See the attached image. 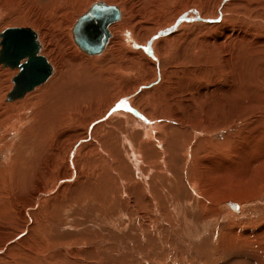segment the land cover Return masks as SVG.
<instances>
[{"label": "bare ground", "instance_id": "bare-ground-1", "mask_svg": "<svg viewBox=\"0 0 264 264\" xmlns=\"http://www.w3.org/2000/svg\"><path fill=\"white\" fill-rule=\"evenodd\" d=\"M33 2L46 8L33 9L38 20L57 14L51 5L56 3L63 16L54 20L61 26L79 4ZM11 5L12 0H0L3 14ZM141 5L147 8L138 11L122 1L124 13L113 5L119 18L109 24L106 51L98 54L75 41L73 52L61 57L46 46L44 34L40 51L52 68L44 84L6 98L0 79V264H123L122 257L133 255L144 262L149 257L135 245L136 227L145 236L154 234L149 240L157 253L145 263L188 264L192 235L201 231L217 239L216 253L242 250L262 262L264 217L251 218L239 206L264 193V0H142ZM196 71L204 82L187 78ZM139 111L149 116L146 121ZM161 118L165 122L139 127ZM67 126L64 142L56 136ZM223 132L228 133L217 141ZM48 140L52 149L43 161L41 148ZM67 189L78 205H92V219L87 215L86 228L77 224L76 237L58 234L59 240L46 229L53 225V202L67 201ZM193 204L202 220L197 234L189 231L197 223L187 215ZM130 220L136 226L129 240L109 236L104 228L91 230L113 223L125 229ZM222 221L228 222L225 230ZM163 227L174 233L171 244L157 232ZM113 236L118 241L114 237L110 248ZM173 244L186 248L179 259Z\"/></svg>", "mask_w": 264, "mask_h": 264}, {"label": "rangeland", "instance_id": "rangeland-1", "mask_svg": "<svg viewBox=\"0 0 264 264\" xmlns=\"http://www.w3.org/2000/svg\"><path fill=\"white\" fill-rule=\"evenodd\" d=\"M103 2H106V3H108L109 5H118L119 7H120V9H121V11L123 12L124 11V9L122 8V1H128V2H132V3H134L135 5H136V7L138 8L137 10L139 11V10H142V11H144V7L145 8H147L146 6H144V5H141V1L142 0H102ZM44 2L45 3H47V0H44ZM97 2H101V0H83L82 2L81 1H76V0H72V3H79V4H76L74 7H71L70 9L74 12V13H72L71 14V20H66V22H64V25L63 26H61L57 21H55L54 19H57L58 17H61V16H63L62 15V13L59 11V6L56 4V3H51V5H55L56 6V8L54 9V8H52L53 10H55L56 12H57V14H55V15H50V14H46V15H48V16H46V18H43L42 20H38V19H36L35 18V14H34V12H33V9L34 8H36V9H38V10H40V11H45L46 10V8H44V7H37L35 4H34V2H33V0H12V5H11V7H9V6H6L8 9H11V11L10 10H7L6 11V13L5 14H3L2 13V10L0 9V11H1V16H0V33L4 30V29H6V28H13V27H30V28H32L34 31H36V33H37V38H38V41H39V43H40V45H41V43L43 42V43H45L44 42V38H45V36H44V34H46V46H48V47H50L51 49H52V51L54 52V53H57L58 55H60L61 57H65V56H68V55H70L72 52H73V48L75 47V46H78L77 45V43L75 42V40H74V35H73V27H74V25H75V23H76V21L78 20V18L82 15V14H84L86 11H88V9L94 4V3H97ZM152 2H150L149 3V5L151 4ZM155 6V5H154ZM1 7H5V6H1ZM5 7V8H6ZM18 7H22L24 10L22 11V12H20V11H16L15 9L16 8H18ZM121 12V13H122ZM124 13V12H123ZM50 16V17H49ZM121 20V19H120ZM116 23V22H115ZM114 23V24H115ZM114 24H112V25H114ZM39 25V26H38ZM42 30H44L43 31V33L41 32L40 33V31H42ZM0 41H1V37H0ZM41 48H42V45H41ZM40 48V49H41ZM0 49H1V44H0ZM43 49V48H42ZM104 51H106V48L104 49ZM104 51L102 52V54H104ZM40 53H41V55H43V56H45L47 53H43V51H40ZM101 54V55H102ZM100 55V56H101ZM47 56V55H46ZM45 56V57H46ZM46 58H48V57H46ZM25 61V60H24ZM189 65V64H188ZM4 67V68H3ZM7 67V68H6ZM0 68H2L3 70H7L5 73H3V71H1V69H0V76L1 75H3V78L2 77H0V79H1V81H3V87H4V89H7V90H5V91H7L8 93H7V96H6V98H8V94L12 91V89H13V87H14V81H13V78H14V76L15 75H17L18 73H19V68H11L10 66H4L3 64H0ZM197 68V69H196ZM195 69L198 71L199 70V67H195ZM192 72V74H190V75H188L187 76V78H194V76L197 78V79H199L200 81H198V80H196V78H194L196 81V83H200V82H204L205 81V76H202V74H201V72L200 73H198V72ZM198 75V76H196V75ZM201 75V76H200ZM51 77V76H50ZM49 77V78H50ZM201 78V79H200ZM204 78V79H203ZM45 83V82H44ZM43 83V84H44ZM42 85V84H41ZM40 86V85H39ZM7 87H10L9 88V90H8V88ZM33 91V90H32ZM31 92V91H30ZM180 92L181 93H183L184 92V89H181L180 90ZM139 93V92H138ZM138 93H135L136 95L138 94ZM22 97H24V96H22ZM8 100H10V99H8ZM15 100V99H14ZM90 108H88V110H87V112H89V110H90V113L94 110V108L93 107H91V106H89ZM87 112H86V114H82V115H87ZM140 112V111H139ZM90 113H88V114H90ZM108 113V112H107ZM152 114H154V113H152ZM152 114H150V116L152 115ZM147 114L145 113V112H140V119L141 120H145L146 119V117L148 118L149 116H146ZM156 115H158V116H161V117H166V112H164V114H162V112H160V111H157V114ZM146 116V117H145ZM109 116H108V114H106L103 118L105 119H107ZM145 118V119H144ZM146 121V120H145ZM162 122H165V119H159V120H157V121H152V122H150V123H147V125L146 124H141V125H139V127L141 128V129H146L147 127H149V126H151V125H153L154 123H162ZM145 125V126H144ZM68 130H70V128L67 126V127H65V129H64V131H62V132H60V133H58L57 134V136L56 137H59V136H62V141H68V136L69 135H67L66 133L68 132ZM66 131V132H65ZM228 132H223V133H220V134H217V141L218 140H223L224 139V136L227 134ZM65 135V136H64ZM64 136V137H63ZM49 141V140H48ZM47 141V142H48ZM57 141V140H56ZM47 142H45V144H43L44 146L41 148V152L42 153H40V154H43V155H41V159L43 160V161H45L44 159H48V155L50 154L49 152L51 151V149H52V147H51V140L49 141V143L50 144H47ZM64 142H61V143H63L64 144ZM30 143V142H29ZM47 144V145H46ZM50 145V146H49ZM45 148H46V150H45ZM50 149V151L49 152H47V150H49ZM43 150H44V152H43ZM1 155H0V161H1V163H0V165L2 166L3 164H2V162H4V154L3 153H0ZM43 157V158H42ZM44 163V162H43ZM41 169V166L40 167H37V170H40ZM44 170H47V169H44ZM47 171H51L52 172V169L50 170H47ZM37 173H40V171L39 172H37ZM37 173L36 174H34V176L35 175H37ZM35 179H36V181L39 179L38 178V175L37 176H35ZM34 179V180H35ZM32 191H30V188L29 189H27L26 190V195L27 194H29V193H31ZM70 192H72V189H67L66 190V192L63 194V196L64 195H66L65 196V198H67V201H61L60 203H57V204H60V205H55L56 204V202H53V206H52V208H51V213L50 214H52L51 216H53V217H51V220L52 219H54V220H50L49 222L51 223V224H53V225H50L49 223H48V227H50V229L48 230V229H46L47 231H51L50 233L52 234H49V235H51L53 238H57V239H59L60 240V238L58 237V234H59V236H60V234L62 235V236H64L66 239H68L70 236V238L69 239H71L72 238V236L73 237H76L77 235H79V233L78 232H80L77 228L75 229V227L77 226V224L80 222V224L79 225H82V227L83 228H86L85 226L86 225H89L87 222H85V221H87L88 220V222H90L89 221V219H87V218H89V216H90V219H92V215L89 213L90 212V210L92 209V205H90V204H88L87 203V205L85 204H83L82 206L81 205H78L75 201V199L74 198H72V195H70ZM20 194H21V192H19ZM19 193H18V195H19ZM183 194H181L182 195V197H184V198H182V197H179L180 198V200L181 201H185V199H186V195L185 196H183L184 195V193L185 192H182ZM68 194V195H67ZM21 195H23V194H21ZM20 195V196H21ZM24 196V197H27V196ZM180 195V196H181ZM71 196V197H70ZM23 197V196H22ZM70 197V198H69ZM28 198V197H27ZM255 198L256 199H251L250 200V202L249 203H242L239 207H240V209H239V211L241 212V210L243 209V211H244V214H246V215H251V218H258V219H260V218H262V217H264V193H259L258 195H256L255 196ZM69 199V200H68ZM73 200V201H72ZM188 200V199H187ZM236 202H242L244 199H234ZM71 203V204H69V202ZM62 203V204H61ZM202 203H203V201H202ZM66 204V205H65ZM73 204V205H72ZM62 205V206H61ZM67 205H69V207L67 206ZM195 205H198V204H193V211L190 209L189 211H188V213L189 214H187L188 215V217L189 218H192L193 220H194V223H196L195 225H194V227L192 226V227H190L191 225H193V223L189 226L191 229H189V231L191 232V234H197L198 232H196V231H198L197 230V228H199L200 227V225L201 224H199V223H201V216H200V212H199V210H198V206H195ZM59 206V207H58ZM61 206V207H60ZM237 206V205H236ZM56 207H58V208H56ZM64 207H65V209H64ZM77 207V208H76ZM90 207V208H89ZM238 207V206H237ZM55 208V209H54ZM67 208V209H66ZM70 208V209H69ZM82 208V209H81ZM87 208H89L88 210H87ZM260 208V209H259ZM56 210L57 209V211H53V210ZM61 209V210H60ZM259 209V210H258ZM85 210V211H84ZM258 210V211H257ZM52 211H53V213H52ZM58 211H61V213L59 214V212ZM196 211H197V213H196ZM57 212H58V214H57ZM63 212H65V213H63ZM78 212V213H77ZM80 212H82L81 214H80ZM87 212V213H86ZM199 212V213H198ZM74 213H75V215H74ZM85 213V214H84ZM193 215H192V214ZM56 214H57V218H56ZM78 214V215H77ZM196 214V215H195ZM199 214V215H198ZM65 215H66V219H65ZM70 215H71V218H70ZM82 215V216H81ZM87 215H88V217H87ZM258 215H259V217H258ZM55 216V217H54ZM72 216H74L73 218H75V219H73L72 218ZM67 217L70 219H67ZM82 217V218H81ZM87 217V218H86ZM195 217V218H194ZM77 218V219H76ZM65 219V220H64ZM72 219V220H71ZM249 217H247L246 219H245V221H247V222H250L249 221ZM78 220H80V221H78ZM82 220V221H81ZM77 222V223H76ZM82 222V223H81ZM123 223H124V221H122ZM237 222H240V220L239 219H237ZM76 223V224H75ZM226 223V224H225ZM60 224V226H58ZM66 224V225H65ZM69 224V225H68ZM93 223L91 222L90 223V225H92ZM197 224H199L198 226H197ZM228 224V222L227 221H222L221 222V225H220V229H223V230H225L226 228H227V225ZM126 225H127V227L124 229L122 226L120 227V229L118 230V228H117V224H112V226H107V227H97V226H95L93 229H91V230H95V231H97V230H99L100 228H104V231L106 230L107 232H108V235L109 236H111L113 233L114 234H116V236H118V237H121V238H124V240H129V238L131 237V232H130V230H133V229H131L132 227H134V225L136 226V224H133V222L130 220V221H128V223H126ZM52 226V227H51ZM55 226H57V227H55ZM197 226V227H196ZM222 226V227H221ZM54 227V228H53ZM66 227V228H65ZM91 227V226H90ZM196 227V228H195ZM52 228L53 229H55V230H52ZM57 228H58V231H57ZM192 228H194L193 229V231H191L192 230ZM88 229V228H87ZM172 229H168V230H166V229H164V227L161 229V230H159V231H157L162 237H160L159 235V237L161 238V240L162 241H166V242H168L169 244H171V242H170V240H172L173 239V237H174V233H173V231H171ZM199 230H200V228H199ZM28 225H27V229H26V231H25V234H27L28 232ZM201 231V230H200ZM200 231H199V233H200ZM58 232V233H57ZM134 232V231H133ZM154 232V231H153ZM165 232H166V234H165ZM193 232V233H192ZM37 233H39L38 231H37ZM48 235V236H49ZM165 235V236H164ZM151 236V238L153 237L154 238V234H152L151 233V235H150V233H149V235H147V236H145V234H143V232H142V229H141V227H136V229H135V232H134V237H135V245L137 246V245H139L140 247H142L141 248V252L143 253L144 252V254L146 255V257H149V258H147L148 260L149 259H151L153 256H155L154 254H156L157 253V251L155 250L154 251V246H156L155 245V243L153 244L152 243V240L150 241L149 240V237ZM194 236V237H193ZM201 236V237H200ZM114 237L115 236H113V237H110L109 239H110V241H111V245H108V246H110V248H113L114 246H113V243H112V241H114ZM145 237V238H144ZM157 236H155V238H156ZM116 238V237H115ZM118 238H116V240H117ZM169 239V240H168ZM192 240V242H190L191 243V245H192V247H191V251H189L190 253H191V255H189L188 254V264H264V256H262V262L260 261L261 260V258L259 257V259H254V255L251 253V252H249V254H248V252H246V254H248L247 256L246 255H242V250H233L232 252H231V254L230 255H227V254H222V255H220L219 253H216L217 251H215V248H216V246L214 247L213 245L216 243V241H217V239L215 238V239H213V236H211V234H209V232H203V231H201V233L200 234H198L197 236L196 235H192V238H191ZM120 240V239H119ZM157 240V239H156ZM195 240V241H194ZM214 240H215V242H214ZM118 241V240H117ZM123 241V240H122ZM173 241V240H172ZM123 242H125V241H123ZM143 244V245H141V243ZM160 242V241H159ZM8 243H10V245L9 246H11L13 243H12V240L11 241H8ZM130 243H132V245H134V243L133 242H131L130 241ZM151 244V245H150ZM156 244H159L160 245V243H158V240L156 241ZM139 247V248H140ZM152 247H153V249H152ZM158 248H160L159 246H157ZM127 248H129L128 249V251H127V253H129V251H131V246L129 245V247L127 246L126 247V249ZM203 248V249H202ZM144 251H143V250ZM146 249V250H145ZM172 249H175L174 251H175V253L177 252V255H178V259H179V256H180V258L184 255V253H185V247H184V245L183 246H176V244H173L172 245ZM179 249V250H178ZM152 251H154V252H152ZM118 252V251H117ZM201 252H202V254H201ZM151 253V254H150ZM152 253H153V255H152ZM148 254H150L151 255V257H150V255L149 256H147ZM217 255V256H216ZM191 256V257H190ZM208 258H207V257ZM211 256V257H210ZM228 256V257H227ZM161 257V258H160ZM205 257H206V260H205ZM222 257V258H221ZM138 257H134V255L133 256H130V257H128L127 258V256H125V257H122V259H123V264H126V262L127 263H133V264H157V262L154 260H152V262L151 263H145V262H147L148 260H146V261H144L143 262V260L141 259V258H139L138 260L139 261H137L136 259H137ZM162 259L163 261H167V260H165V256L163 257V256H157L156 257V259ZM201 258V259H200ZM204 258V259H203ZM210 258V259H209ZM129 260L130 262H128V261H124V260ZM135 259V260H134ZM167 259V258H166ZM171 260V261H170ZM216 260V261H215ZM138 263H137V262ZM142 261V262H141ZM178 261H173L172 259H168V264H178L177 263ZM190 262V263H189ZM215 262V263H214ZM187 263V262H186ZM185 263V264H186Z\"/></svg>", "mask_w": 264, "mask_h": 264}, {"label": "water", "instance_id": "water-1", "mask_svg": "<svg viewBox=\"0 0 264 264\" xmlns=\"http://www.w3.org/2000/svg\"><path fill=\"white\" fill-rule=\"evenodd\" d=\"M119 18L116 6L94 3L81 15L73 27L75 41L89 54L100 53L110 37L108 26ZM0 63L18 66L20 73L14 77V88L8 98H15L43 83L52 71L32 28H6L0 33ZM22 62V59H25Z\"/></svg>", "mask_w": 264, "mask_h": 264}]
</instances>
